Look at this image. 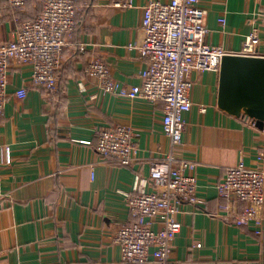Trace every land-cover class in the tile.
Returning <instances> with one entry per match:
<instances>
[{
  "label": "crops",
  "instance_id": "crops-1",
  "mask_svg": "<svg viewBox=\"0 0 264 264\" xmlns=\"http://www.w3.org/2000/svg\"><path fill=\"white\" fill-rule=\"evenodd\" d=\"M74 1L76 25L66 36L56 91L31 85L30 64L12 61L7 70L0 111V264H123L113 241L130 220L123 192L135 175L147 177L151 164L169 153L195 162L200 200L179 203L180 229L170 243L174 264H264V207L257 234L233 222L228 200L216 189L225 169L240 160L264 172V131L217 106V70L192 69V106L183 114L182 143L172 147L162 132L161 105L106 92L85 71L99 58L115 81L141 84L144 61L129 45L143 37L148 0H132L129 7L115 4L123 0ZM198 4L206 11L207 42L237 54L254 30L257 54L264 56V0ZM40 9L41 0H25L18 8L0 0V40L12 39L17 23ZM23 85L26 95L16 97L14 90ZM118 124L134 133L137 153L129 164L95 148L96 130Z\"/></svg>",
  "mask_w": 264,
  "mask_h": 264
},
{
  "label": "built area",
  "instance_id": "built-area-1",
  "mask_svg": "<svg viewBox=\"0 0 264 264\" xmlns=\"http://www.w3.org/2000/svg\"><path fill=\"white\" fill-rule=\"evenodd\" d=\"M24 2L8 0L13 8L22 7ZM115 4L129 7L132 0ZM76 9L74 0H41V9L34 18L19 21L12 39L0 40V111L7 99V70L12 61L30 64L31 85L48 93L56 91L57 71L66 36L76 25ZM205 14L198 0H148L141 22L143 37L139 43L129 45L144 61L139 71V85L128 86L115 81L108 66L99 58L91 59L85 68L88 75L98 78L106 92L161 105L162 132L170 139L172 147L182 143L183 114L192 106L190 92L193 83L189 72L192 69L218 71L222 57L228 54L221 45L206 41ZM219 22L224 25L225 21L221 19ZM258 41L257 32L251 31L237 54L258 55ZM78 49L84 51L81 44ZM26 92L23 85L13 94L22 98ZM246 119L255 126L254 119ZM95 148L102 156L122 164H129L137 153L133 131L121 124L97 129ZM195 166L194 161L176 159L169 153L151 164L147 177L135 175L130 190L123 192L130 220L121 224L113 235L123 264L150 261L174 264L170 258V243L180 229L175 218L179 203L182 200L200 202ZM216 189L220 197L228 200L233 222L253 227L255 233L261 234L264 172L240 160L225 169ZM237 204L244 206L239 210ZM154 223L160 227L154 229Z\"/></svg>",
  "mask_w": 264,
  "mask_h": 264
},
{
  "label": "water",
  "instance_id": "water-1",
  "mask_svg": "<svg viewBox=\"0 0 264 264\" xmlns=\"http://www.w3.org/2000/svg\"><path fill=\"white\" fill-rule=\"evenodd\" d=\"M217 106L254 119L264 129V56L225 54L218 70Z\"/></svg>",
  "mask_w": 264,
  "mask_h": 264
},
{
  "label": "trees",
  "instance_id": "trees-1",
  "mask_svg": "<svg viewBox=\"0 0 264 264\" xmlns=\"http://www.w3.org/2000/svg\"><path fill=\"white\" fill-rule=\"evenodd\" d=\"M39 11H40V10H39ZM34 17H35V16H34ZM34 17H32V18H34ZM32 18H31V19H32Z\"/></svg>",
  "mask_w": 264,
  "mask_h": 264
}]
</instances>
